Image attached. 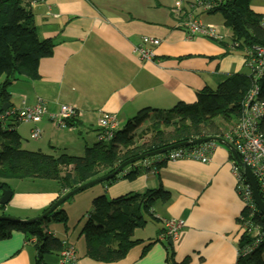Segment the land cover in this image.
Masks as SVG:
<instances>
[{
	"label": "crops",
	"instance_id": "0c3cea01",
	"mask_svg": "<svg viewBox=\"0 0 264 264\" xmlns=\"http://www.w3.org/2000/svg\"><path fill=\"white\" fill-rule=\"evenodd\" d=\"M28 1L38 37L54 43L52 55L40 60L37 80L19 77L12 82L4 106L17 108L23 103L31 106L40 98L50 113L59 105L76 107L80 115L72 128L58 130L45 119L36 125L29 124L30 130L33 126L40 129V137L46 139L47 145L63 147L55 151L81 146L80 136L91 139V131L95 143L102 113L116 115L120 130V125L142 109L168 110L180 102L193 103L198 91L206 87L214 89L228 76L248 72L244 53L229 48V40L219 43L202 36L188 38L181 28V19L174 18L170 9L184 3L190 7L193 0H176L173 4L165 0L161 5L166 8L156 7L153 2L146 7L138 1V5H130L131 0ZM250 9L264 17V0H252ZM214 18V14L208 13L200 16L204 24L216 25ZM220 32L231 38L229 29L223 25ZM142 37L160 40L154 49L156 60H139L135 50ZM11 124H16L14 130L22 139L20 124L7 121L5 126ZM219 139L214 140L215 147L207 163L166 162L157 170L136 175L133 181L100 183L90 198L105 195L107 199H115L159 188L169 197L164 203L156 201L152 219L143 228L134 230L131 239L138 242L124 258L97 262L87 257L82 248L81 254L75 253L74 264H235L242 235L239 218L243 204L231 173L235 159L222 142L225 140ZM53 149L49 146L47 154L58 156ZM153 160L147 162L152 165ZM46 182L42 184L52 185L49 183L52 181ZM56 184L53 183L56 187L53 191L24 190L18 197L12 190L9 203L0 210L21 213L15 217L22 220L32 219L63 195ZM3 212L0 215H5ZM168 219L184 222L180 238L172 241L170 255L169 240L159 239ZM61 242L71 245L67 237ZM60 259L59 253L46 254L43 262L61 264ZM35 260L36 252L25 242L22 232L13 231L8 239L0 240V264H34Z\"/></svg>",
	"mask_w": 264,
	"mask_h": 264
},
{
	"label": "trees",
	"instance_id": "16d2710c",
	"mask_svg": "<svg viewBox=\"0 0 264 264\" xmlns=\"http://www.w3.org/2000/svg\"><path fill=\"white\" fill-rule=\"evenodd\" d=\"M251 1L193 0L190 7L188 3L179 5L180 19L182 21L188 13L193 14L196 19L202 14L218 13L222 18V25L231 34L229 48L243 52L245 59H248V53L253 47L264 48V17L250 9ZM30 2L0 0V79L3 77L0 81V112L1 106L8 103V88L12 82L19 77L37 80L40 60L52 55L54 43L50 39L41 40L38 37ZM205 5L211 7L204 9ZM198 10L202 12L197 13ZM156 47L152 46V50ZM156 59L155 55L154 60ZM256 85L260 98L264 99V75L257 80ZM250 87L252 79L249 72L232 74L219 82L214 89L206 87L198 91L193 103L180 102L168 110L142 109L122 129L117 127L111 140H97L92 146L85 147L80 157L67 154L53 156L40 151L23 150L20 146L21 138L14 130L16 124L5 126V122H0V190H10L8 180H44L56 182L60 192L65 195L80 185L111 174L121 163L139 155L195 139L223 138L221 124L218 125L217 119L233 126L238 118L240 103ZM42 101L46 106V114L33 125L44 119L53 125L49 114L57 113L61 105L55 112L50 113L46 102ZM22 107L27 106L23 103ZM74 121H67L65 129L72 128ZM33 129L40 131L36 126L31 130ZM260 129L264 136V122L260 124ZM146 136L148 138L140 143ZM197 145L199 144L185 148L190 149ZM166 154L167 152L127 165L102 183L111 185L121 179L133 181L136 175L151 169L157 170L166 163ZM150 159H155L152 165H141L143 160ZM238 167L242 172V168L239 165ZM168 197V193L159 188L140 195L130 193L115 199H107L105 195L93 198L92 213L79 233V237L84 239L85 255L104 263L124 258L128 250L138 242L131 239L134 230L143 228L152 219L151 210L156 201L164 203ZM6 205H0V209H4ZM51 205L42 210L41 214ZM241 215L239 224L242 226V235L235 264H264V240L251 247L253 239L249 233L251 227L264 230V216L259 212L250 216L249 211L245 210ZM52 217L66 226L63 211L56 213L55 210ZM48 220V217L31 222L0 219V240L8 239L13 231L22 232L25 242L31 244L36 252L34 264H44L43 257L46 254H58L64 248L61 240L47 230L45 224ZM151 244L152 242L148 243L146 248ZM249 247L251 250L244 255L243 250H248ZM167 250L170 255L173 251L172 245H168Z\"/></svg>",
	"mask_w": 264,
	"mask_h": 264
},
{
	"label": "built area",
	"instance_id": "2783aa9c",
	"mask_svg": "<svg viewBox=\"0 0 264 264\" xmlns=\"http://www.w3.org/2000/svg\"><path fill=\"white\" fill-rule=\"evenodd\" d=\"M199 3V2H198ZM211 6L205 5L204 9ZM179 17H181V9L177 8ZM173 12V11H172ZM181 28L186 32L189 39L202 36L221 42L225 37L220 30L213 29L212 25L204 24L196 19L193 14L188 13L181 21ZM264 27V19L263 24ZM160 40L152 37H142L140 45L136 48L139 60L144 62L154 61L155 54L152 46H158ZM246 68L252 79V87L246 92L241 103L238 118L234 125L228 129L223 135V139L229 143L237 155L239 161L246 165L251 171L258 190L259 197L264 204V136L260 129V124L264 122V99L259 96V88L256 85L257 80L264 75V48L260 46L253 47L248 53L246 59ZM46 114V106L44 102L37 98L34 105L22 108H8L0 112V122L12 121L13 123H34ZM80 115V111L71 105H61L57 113L49 114V119L53 126L58 129L67 128V121H74ZM12 120H10V119ZM4 123V124H5ZM118 121L114 114L102 113L98 120V136L99 141H109L112 139L114 132L117 130ZM40 136L38 129L30 132V138L37 140ZM215 147L214 141L200 143L193 148L185 147L176 148L168 151L164 156L166 162H175L179 160H197L202 163L210 161V156ZM148 160H143L141 165L150 166ZM231 173L235 179V191L242 201L243 210L249 211V215L259 212L254 204L252 190L245 176L242 174L238 164L234 161L231 165ZM242 218L240 216L239 220ZM242 227V226H241ZM184 228V222L178 219H168L164 221L163 231L159 235V239H169L175 241L180 238V234ZM253 239L252 246H257L264 240V230L259 227H251L249 230ZM63 250L60 252L61 264H74L75 251L73 246L63 243ZM251 248L243 250L245 255Z\"/></svg>",
	"mask_w": 264,
	"mask_h": 264
},
{
	"label": "rangeland",
	"instance_id": "374dc122",
	"mask_svg": "<svg viewBox=\"0 0 264 264\" xmlns=\"http://www.w3.org/2000/svg\"><path fill=\"white\" fill-rule=\"evenodd\" d=\"M111 1H113V0H111ZM116 1H118V0H115V2ZM137 1L140 2L141 6L145 5V7H146L147 3L151 4V2H153L154 6H156V7L159 6L161 8H166L163 5H161V4H164L165 0H131L129 3H130V5H134V4L138 5ZM166 1L169 3L172 2L171 4H173L174 1H176V0H166ZM177 8H181V6L173 7V5H172V8L170 9V11L171 12L173 11L172 15L174 18L180 19L181 17H179L180 14H178V10H176ZM131 10H134V9H131ZM214 16H215V18L213 19V21L216 25H214V24H209V25H212L213 29L220 30V27H222V22H221L222 18L218 13L214 14ZM202 17H201V19H202ZM198 19L201 20L200 17H198ZM225 39L226 40H232V38H227V37H225ZM209 40H212V39H209ZM212 41H215V40H212ZM244 64L246 65V59H245ZM2 80H3V77H2V79H0V81H2ZM10 90H11V88H9V91ZM17 108L19 109L21 107L18 106ZM217 122H218L219 126L221 124L222 135L225 134V132L228 129H230V127L232 125V124H228V123H224V122L221 123V121H219V119H217ZM126 123H127V121L125 123H123L122 125H120V129H122ZM29 124L33 125L34 123H26V124L20 123V125L18 127V128H21V132H22L21 133L22 139L20 140L21 141L20 146L23 150L40 151V152L47 154L48 150H49V146H52L54 148L53 154H55V155H60L62 153V154L70 155V156L80 157L83 155L84 148L92 146L93 142H94V138H93L94 131H91L90 132L91 137H92L91 139H88L85 135L80 136L83 139V140L81 139V141L79 143V145H81V146H79V147L72 146V147H70V149H66L64 151H61V150L55 151L56 148L62 149L63 147H59L57 144L56 145H47L46 139L44 137L43 138L39 137V138H41L39 143H38L39 138L36 141L31 140L29 138V130H30L29 126H31ZM98 132H99V129H98ZM147 138H148V136H146L145 139H142L140 141V143L143 142L144 140H146ZM42 183H47V182L44 180H24V181L13 180L10 182L9 186H10V190H13L14 196H16V197L21 195L24 190L38 189V191H40V192H50L51 190L53 191L56 188L53 185V183L56 184V182H54V181L49 182V183H52L51 186H46ZM99 185H100V183L94 184L92 186L87 187L86 189H84L82 191L77 192L76 194L72 195L69 199L64 201L56 209V213L59 211L64 212V214L66 216L67 229H65L66 226L62 222L60 223V222H56L54 220V218L52 217L53 213L48 216L49 220L45 224L46 228L51 233H53V235H55V237L57 239L61 240L64 237H67L69 243L73 246L75 253H77L78 255L81 254L82 248H85L84 239L82 236L79 237V233H80L81 229L83 228L84 224L87 222L88 216L90 215V213H92L91 201L93 198L92 197L90 198V193L92 191H95L96 189H98L97 187H99ZM57 189L59 190V188H57ZM9 211H10L9 213H4L2 210H0V213L3 212L5 214V216L15 218V219H19L18 217H15V216H19L18 214H21V213H17L16 211H13V210H9ZM41 212H40V214L35 215V216L36 217L40 216ZM20 220H22V219H20Z\"/></svg>",
	"mask_w": 264,
	"mask_h": 264
},
{
	"label": "water",
	"instance_id": "95a60500",
	"mask_svg": "<svg viewBox=\"0 0 264 264\" xmlns=\"http://www.w3.org/2000/svg\"><path fill=\"white\" fill-rule=\"evenodd\" d=\"M1 109H2V111H4L6 109V107L4 105H2L1 106ZM210 140L221 141L219 138L195 139V140L187 141L185 143L170 145L168 147H164L162 149H158V150L152 151L150 153L143 154V155H139L137 157L128 159V160L124 161L123 163H121L115 169V171L112 172L111 174H109V175H107L105 177H102V178L95 179V180L90 181L88 183H85L83 185H80V186L74 188L73 190L69 191L68 193H66L65 195H63L61 198H59L58 200H56L53 203V205H51L47 209V211L44 212L43 214H41L40 216L34 217L32 219L20 220V219L11 218V217H8V216H1L0 215V219L1 220H6V221H11V222H24V221L31 222V221L43 220L46 217H48L50 214H52L64 201H66L67 199H69L72 195L76 194L79 191H82V190L86 189L89 186H92L94 184H98V183H102L104 181H107L109 178H111V177L115 176L116 174H118L127 165L133 164V163H135L137 161H140L142 159H146V158H149V157H153V156H156V155L163 154L165 152H168L170 150H173V149H176V148H179V147L196 145V144H200L202 142H206V141H210ZM222 142L229 147L230 151L233 154V157L235 159V162L242 168V172H243V174H244V176H245L248 184L251 187L252 197H253L254 204H255L257 210L259 211V213L264 216V204H263V202L261 201V199L259 197L258 190H257V186H256V182H255V179H254L251 171L249 170V168L246 165L242 164L239 161L237 155L234 152L233 147L231 145H229L225 141H222ZM11 197H12V193H11L10 190H8V189L2 190V191L0 190V205H6V204H8V202L11 199ZM168 244L169 245H172L171 240L168 241Z\"/></svg>",
	"mask_w": 264,
	"mask_h": 264
},
{
	"label": "clouds",
	"instance_id": "9594fccd",
	"mask_svg": "<svg viewBox=\"0 0 264 264\" xmlns=\"http://www.w3.org/2000/svg\"><path fill=\"white\" fill-rule=\"evenodd\" d=\"M6 109H8V107H7ZM6 109H5V110H6ZM5 110H4V111H5ZM4 125H5V124H4ZM210 141H214V140H210ZM206 142H207V141H206ZM214 142H215V141H214ZM225 142H226V141H225ZM202 143H203V142H202ZM228 144H229V143H228ZM229 145H230V144H229ZM179 148H181V147H179ZM170 151H171V150H170ZM234 152H235V151H234ZM60 198H61V197H60ZM57 200H58V199H57ZM53 236H54V235H53ZM171 242H172V241H171ZM63 243H65V242H63ZM67 244H68V243H67ZM74 251H75V250H74ZM60 252H61V251H60ZM60 252H59V255H60ZM75 260H76V259H75Z\"/></svg>",
	"mask_w": 264,
	"mask_h": 264
}]
</instances>
